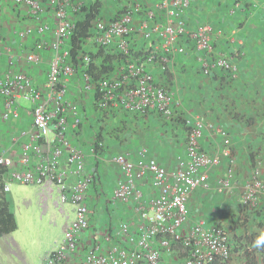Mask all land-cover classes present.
Wrapping results in <instances>:
<instances>
[{"label": "built area", "instance_id": "built-area-1", "mask_svg": "<svg viewBox=\"0 0 264 264\" xmlns=\"http://www.w3.org/2000/svg\"><path fill=\"white\" fill-rule=\"evenodd\" d=\"M29 9L30 17L39 21L43 5L47 2L53 7L55 30L50 42L39 44V50L52 53L48 76L44 89H38L31 79L21 73L7 72L0 76V98L3 102L1 119L7 121L18 117L17 99L28 100L32 104L33 131L30 140L22 146L19 161L22 170H15L12 161L0 155V166L6 168L3 192H9L10 183L33 185L49 189L55 187L60 206L73 207L74 218L64 232V238L57 248L49 252L43 264H65L70 255L78 251L80 234L89 229L90 207L88 192L93 176L87 170L86 152L70 142L71 130H77L83 123L80 106L73 102L64 82L76 75L70 64L69 40L74 24L70 11H76L80 5L77 0H14ZM114 1V0H111ZM191 0H157L151 7L142 10L139 4L129 6L119 20L98 22L93 41L101 47L116 44L124 54L128 53L127 39L134 31L135 16H141L137 31L147 41L155 38L147 59L141 64L129 63L122 75L114 79H103L98 83L100 98L97 108L100 111L123 109L141 116L157 113L167 121L176 118L177 103L173 96L162 86L156 85L147 65L159 59L160 66L168 58L159 56L184 55L188 47L198 54V62L204 76L219 70L236 78L238 67L226 58L216 56L211 43L212 27L199 24L189 29L185 14ZM50 27L39 24L35 30L18 32L19 38L33 33L46 34ZM264 46V37H263ZM89 63L88 56H83ZM36 53L26 56V61L38 63ZM87 77L83 78V90L90 91ZM211 131L217 137H227V132L196 118L187 135L184 155L177 157L174 170H167L146 150H140L132 160L126 154H115L110 162L121 172L109 202L112 205H132L131 220H119L113 229V236L119 244L103 251L100 241L92 243L85 250L84 264H162V255L173 253L174 242L182 241L188 249L181 252L178 264H210L215 259L227 261L231 255L230 233L222 227L207 226L205 220H199L188 226V203L196 191L212 190L210 174L222 165L224 158L227 168L217 178L214 192L226 194L232 188L235 159L228 151L210 154L201 150L200 140L203 133ZM24 135V133H22ZM88 155L97 157L93 146ZM249 179L243 188L239 205L243 209L256 208L264 197V153L255 158V166L250 170ZM147 180L151 193H144L137 181ZM110 232L105 233L109 242ZM184 246V247H185Z\"/></svg>", "mask_w": 264, "mask_h": 264}, {"label": "crops", "instance_id": "crops-1", "mask_svg": "<svg viewBox=\"0 0 264 264\" xmlns=\"http://www.w3.org/2000/svg\"><path fill=\"white\" fill-rule=\"evenodd\" d=\"M90 2L93 0H85ZM127 1V0H125ZM147 7H151L157 0H141ZM103 11L101 16L107 22L113 16L115 5L103 0ZM43 13L39 21L33 20L29 15V9L24 4H16L14 0H0V76L7 72L21 73L27 75L38 89H44L48 76V67L52 53L39 50V44L50 42L53 39L55 30L53 7L47 2L43 5ZM185 20L190 29L199 24H208L212 27L211 43L214 54L226 58L229 62L237 65L238 75L233 82L228 79L225 73L218 70L220 76L205 78L200 74L198 53L189 50L183 56H175L172 64L166 65L170 76L164 75L157 65L150 66L155 81L161 83L172 95L184 112L192 110V115H203L205 121L223 128L227 137H217L211 131L203 133L200 140L201 149L210 154L218 151H228L235 159L234 177L232 188L226 192L234 195L250 175L249 158L254 155L258 158L264 152V134L259 132L260 121L256 120L264 116V0H191L190 8L185 14ZM46 24L50 30L46 34H32L24 39L18 37V32L35 28L39 24ZM135 22L134 25H136ZM94 44L90 39L85 49H92ZM31 53L38 54V63L32 64L26 61V56ZM161 69H163V66ZM228 79V80H227ZM64 87L69 93L73 102L80 106L82 118L87 122L82 127L71 130L70 142L81 147L87 155V170L94 175L92 186L88 192L90 207L89 229L82 232L78 239L77 253L70 255L65 264H84L83 258L86 248L92 243L100 241L103 251L125 244H119L113 236V229L119 220H131L133 216L132 205H112L109 202L116 184L121 179V172L110 162L115 154H126L132 160L135 159L138 148L146 147L151 157L167 170L175 168V159L185 150L184 133L174 125H171L161 118L154 119L149 115H127L119 112H111L107 115L108 120L102 127L106 136L103 137L104 149L92 157L88 150L93 141V135L97 131L98 116L94 112V102L90 91L83 90V81L74 76L64 82ZM247 91H245V89ZM242 95V97H241ZM256 96V98H254ZM260 96V98H259ZM241 97V98H240ZM255 99V100H254ZM24 101V102H21ZM249 101L257 104L254 110L258 111L255 117L246 108L244 102ZM18 117L7 121L1 119L3 102L0 98V155L9 158L15 170H22L19 161L22 157V146L30 140L29 136L33 131L31 112L32 104L25 99H17ZM238 102V103H236ZM228 103L238 104L242 113H234L228 110ZM227 106V107H226ZM250 108V107H249ZM236 115V118L234 117ZM245 116V119H241ZM251 119L252 125H246V120ZM255 119V120H254ZM115 126L120 127L119 133L108 134ZM264 133V127H263ZM24 133V135L22 134ZM121 143L122 145H120ZM227 168L226 159L222 165L211 173L210 186L214 192L217 178L222 176ZM97 176V177H96ZM139 188L146 195L151 193L150 183L147 180L139 179ZM214 183V184H213ZM43 212L49 211L48 200L58 208L65 219L62 239L46 255L59 246L64 238V232L74 218L73 207L70 205L60 206L58 204V193L55 187L43 189L35 186ZM209 192L196 191L191 195L188 203L189 220L188 226L195 222L200 214L202 217L212 218L215 216L211 208ZM10 193L5 194L8 201ZM215 194V192H214ZM206 195V196H205ZM233 198V197H232ZM208 206V207H207ZM209 211H208V210ZM201 211L202 213H198ZM205 211V212H204ZM54 216V214H53ZM219 217L209 222L215 223ZM214 223V225H215ZM110 232L109 242L105 241V233ZM7 236H0V264H16L13 255L18 250L14 241H8ZM176 253L163 254L162 264L177 263L179 261ZM171 261H170V260ZM181 260V259H180Z\"/></svg>", "mask_w": 264, "mask_h": 264}, {"label": "trees", "instance_id": "trees-1", "mask_svg": "<svg viewBox=\"0 0 264 264\" xmlns=\"http://www.w3.org/2000/svg\"><path fill=\"white\" fill-rule=\"evenodd\" d=\"M43 1L46 2L45 0ZM77 1L80 3L78 9L76 11H70V19L72 23L74 24L72 36L70 37V40H69L70 64L75 70L76 76H78V78L81 81H83L84 76L88 78V80L86 81H88L87 84L91 87V90H92L91 95H92V100L94 102V112L97 113V116L99 118L95 122L96 124H98L99 127H97V131L93 135V141L91 143V146H93L96 152V155H98L104 149L103 137L106 136V133L103 131L105 129H103L102 127L106 124V121L108 120V117H107L108 114L114 111L119 112L120 110L121 112L127 115L129 114L140 115V114L129 113L121 108L109 109L106 111L98 110L97 102L100 98L98 83L103 79H114V78L120 77L122 75L123 69L129 63H132V64L133 63L134 64L144 63L147 59L148 52L154 49L152 48V45L153 44L155 45L157 40L153 38L150 41H147L146 39H144V37L140 36V34L138 33L137 27L140 22V18L141 16H144V12H141L140 15L135 16L133 19L132 28L134 31L132 32V34L129 35L127 39V42L129 45L127 54H124L123 52H121L118 49V46L116 44H112L109 47H101L97 43L94 42V44H90L92 49L86 50L85 46L88 43V41H90V39H94L95 37L96 24L98 22H105L103 21L104 17L101 16L104 4H103V0H93L90 2H86L85 0H77ZM106 1L107 0H104V2ZM108 2L112 4L111 0H108ZM113 4L115 5L113 16L109 18L107 22L119 20L120 17L123 15V13L126 11V9L132 5H136V4L141 5L143 11L147 9V7L142 3L141 0H127V1L114 0ZM135 22H137L136 25H134ZM192 49L193 48L191 46L188 47V50L186 51V53ZM84 55L89 57L90 59L89 63L84 62V59H83ZM159 56L160 57L163 56L168 59H171L172 57H174V56H169L167 54H163ZM179 56H183V55H179ZM198 58H199V55H198ZM158 62H159V59L157 60V62H155L152 65L159 66ZM198 66H199L200 74L205 78H210V77L215 78L216 76L217 77L220 76V74L218 73V70L213 71L212 75L210 76H204L202 73L200 64ZM147 67H148V71H150L151 73L149 65H147ZM163 69H164L163 70L164 75L169 77L170 74L165 65H163ZM237 75H238V72H237ZM237 75H236V78H233V79L230 78V80L234 82L238 78ZM226 76L228 77L227 74ZM153 79L156 85L162 86L163 88H165V90L168 93L172 95L169 89L167 90L165 86L155 81L154 77ZM173 99L175 100L174 97ZM181 108L182 107H180L179 104L176 106L175 108L176 118L174 121H167L155 112H152L151 114H149V116L154 119L161 118L163 121L171 125H174L179 130H182L184 133V140H185V145H186L187 135L192 128L194 120L191 124L187 118H184V113L186 112H183ZM234 117L236 118V115ZM242 119H245V117H242ZM85 121L87 122V119L83 118V122ZM251 123H252L251 119L246 120V124L252 125ZM80 127L83 128L82 125ZM118 129H120V127L115 126L114 128H112L111 131L107 133L113 134L115 132V134H117L119 133L117 131ZM119 144L122 145L121 143ZM137 150L139 151L146 150L148 156L151 157L146 147H140ZM139 151H137V153ZM184 153H185V150L182 154L184 155ZM253 157L254 155L250 156V158L248 159L250 170L255 166V159ZM176 159H175V164L177 162ZM6 172H7L6 168L0 166V236L10 235L12 232L16 230L15 216L13 215V213L11 212L9 208L8 201L6 200L5 194L3 192L4 175L6 174ZM93 177H94V180H96L94 175ZM210 177H211V174H210ZM209 181H211L210 178H209ZM205 219H199V220H205L207 226H216V227L223 228V225L221 224L222 222H217L214 225V224H210L207 218ZM199 220L197 219L195 222ZM195 222H192V225ZM226 222H227L226 228L231 235L230 245H231L232 250H231L230 258H228L227 261H222L221 259H215L210 264H228L230 260L232 259L233 252H236V253L239 252L240 253L239 257L250 258V260H252L251 259L252 256L258 255L260 257L261 264H264V247L257 248L253 246L255 239L261 233H264V197L260 199L257 207L251 210L243 209L238 204L237 210L233 211L232 214L228 216V219ZM226 228L224 229L226 230ZM184 246L185 245L182 241L174 242L173 244L174 253H176V255L179 256L178 257L179 261L181 259V256L183 255L181 252H185V250L188 249V247L186 246L184 247ZM184 248L186 249L184 250Z\"/></svg>", "mask_w": 264, "mask_h": 264}, {"label": "rangeland", "instance_id": "rangeland-1", "mask_svg": "<svg viewBox=\"0 0 264 264\" xmlns=\"http://www.w3.org/2000/svg\"><path fill=\"white\" fill-rule=\"evenodd\" d=\"M174 58L175 56L171 59H168V62L165 64V66L168 65L169 62L170 64H172L174 62ZM158 68L161 72H163V70L161 69L162 67ZM247 89L248 88H246L245 91H247ZM254 98H256V96H254ZM228 105V110L233 111L234 113H242L241 108L243 107L244 109L246 108L248 111L254 114L255 117L258 116L259 110H254L255 105L256 107H258V105L254 104L253 106V102L246 101L244 102L245 106L242 105L241 108L237 106L238 104L230 105L228 103ZM184 118H187L191 124L196 118L204 119L203 115H192V110H190V112L187 111L186 113H184ZM255 119L260 121V128L258 129L259 132L256 134H260V136H262L264 134L262 130L264 127V116L262 115L260 118L258 116ZM247 126L248 125L246 124L245 127ZM248 179L249 176H247L240 189L235 193L237 199L234 195H230L231 192L223 195H215L214 192H209L208 194H206L211 199V208H213V213L215 214V216H213L211 219L208 218V220L211 221L214 217H219L217 221L222 222L221 224L223 225V228L227 227L226 221L228 219V216L232 214L233 211L237 210V206L240 202L241 196L243 195V188ZM9 188L10 193L8 195V204L11 212L16 219V230L8 235L7 240L14 241L18 245V250L16 251V254L13 255V260L16 264H41L45 253L52 249L62 239L65 219L60 214L58 208L53 205L52 200H48L49 211L43 212L42 204L40 203L37 195L38 189L35 186L10 183ZM198 213L202 212L198 211ZM197 218L199 220L205 219L206 217H202V215L200 214L196 217V219ZM215 222L216 221L210 222V224H214ZM239 256V252H233L232 259L228 264H261V260L258 255L252 256L251 259L253 261L250 260V258H242ZM177 259L179 260V258ZM168 264L172 263L168 262ZM173 264H178V262Z\"/></svg>", "mask_w": 264, "mask_h": 264}, {"label": "clouds", "instance_id": "clouds-1", "mask_svg": "<svg viewBox=\"0 0 264 264\" xmlns=\"http://www.w3.org/2000/svg\"><path fill=\"white\" fill-rule=\"evenodd\" d=\"M254 247H264V233H261L254 241Z\"/></svg>", "mask_w": 264, "mask_h": 264}]
</instances>
